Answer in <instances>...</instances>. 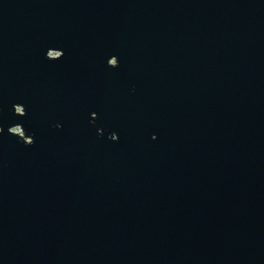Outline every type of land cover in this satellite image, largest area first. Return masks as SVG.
Segmentation results:
<instances>
[{
    "label": "water",
    "instance_id": "obj_1",
    "mask_svg": "<svg viewBox=\"0 0 264 264\" xmlns=\"http://www.w3.org/2000/svg\"><path fill=\"white\" fill-rule=\"evenodd\" d=\"M0 264H264V0H0Z\"/></svg>",
    "mask_w": 264,
    "mask_h": 264
},
{
    "label": "built area",
    "instance_id": "obj_2",
    "mask_svg": "<svg viewBox=\"0 0 264 264\" xmlns=\"http://www.w3.org/2000/svg\"><path fill=\"white\" fill-rule=\"evenodd\" d=\"M14 131H15L16 133H19V132H20L18 128H17V129H15Z\"/></svg>",
    "mask_w": 264,
    "mask_h": 264
},
{
    "label": "rangeland",
    "instance_id": "obj_3",
    "mask_svg": "<svg viewBox=\"0 0 264 264\" xmlns=\"http://www.w3.org/2000/svg\"><path fill=\"white\" fill-rule=\"evenodd\" d=\"M15 132V131H14Z\"/></svg>",
    "mask_w": 264,
    "mask_h": 264
}]
</instances>
